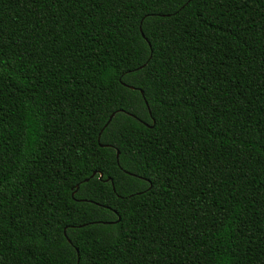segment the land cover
<instances>
[{"label":"trees","instance_id":"obj_1","mask_svg":"<svg viewBox=\"0 0 264 264\" xmlns=\"http://www.w3.org/2000/svg\"><path fill=\"white\" fill-rule=\"evenodd\" d=\"M0 264H264V0H0Z\"/></svg>","mask_w":264,"mask_h":264},{"label":"water","instance_id":"obj_2","mask_svg":"<svg viewBox=\"0 0 264 264\" xmlns=\"http://www.w3.org/2000/svg\"><path fill=\"white\" fill-rule=\"evenodd\" d=\"M130 89H132L131 87H129ZM139 93L141 94V92L139 91ZM144 104L146 105V103L144 102ZM148 114H149V112H148ZM113 116V114H110L109 115V117H108V119H107V121H106V123L104 124V126L109 122V120H110V118ZM117 151L115 152V158H117ZM95 173L94 172H92L91 174H90V177H92L93 175H94ZM98 178L100 179L101 178V174H98ZM87 179H84V181H86ZM106 180H108V179H106ZM77 188V185H75V189ZM113 190V189H112ZM63 235H64V233H63ZM68 241V240H67Z\"/></svg>","mask_w":264,"mask_h":264}]
</instances>
